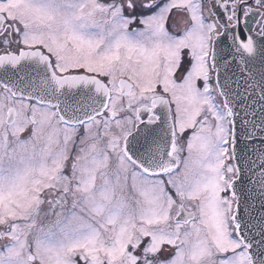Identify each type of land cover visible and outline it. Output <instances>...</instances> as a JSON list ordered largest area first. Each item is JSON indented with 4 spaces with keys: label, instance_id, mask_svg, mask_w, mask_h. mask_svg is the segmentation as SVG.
<instances>
[{
    "label": "snow or ice",
    "instance_id": "1",
    "mask_svg": "<svg viewBox=\"0 0 264 264\" xmlns=\"http://www.w3.org/2000/svg\"><path fill=\"white\" fill-rule=\"evenodd\" d=\"M0 264H264V0H0Z\"/></svg>",
    "mask_w": 264,
    "mask_h": 264
},
{
    "label": "flooded vegetation",
    "instance_id": "2",
    "mask_svg": "<svg viewBox=\"0 0 264 264\" xmlns=\"http://www.w3.org/2000/svg\"><path fill=\"white\" fill-rule=\"evenodd\" d=\"M182 26V25H181Z\"/></svg>",
    "mask_w": 264,
    "mask_h": 264
}]
</instances>
